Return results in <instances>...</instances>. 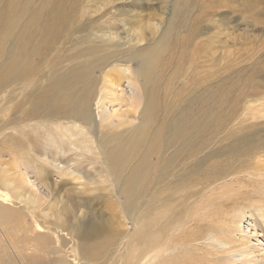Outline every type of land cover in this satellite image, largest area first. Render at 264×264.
Segmentation results:
<instances>
[{"label": "rangeland", "instance_id": "1", "mask_svg": "<svg viewBox=\"0 0 264 264\" xmlns=\"http://www.w3.org/2000/svg\"><path fill=\"white\" fill-rule=\"evenodd\" d=\"M99 1L0 0L3 19L0 24V190L14 196L7 202L0 201V205L8 207V212L18 209L17 213L28 215L25 221L30 226L36 220L54 239V249L36 245L43 253L36 252L24 242L23 233H18V224L0 221V264H56L58 257L69 264H124L127 236L134 230L125 211L131 207L129 202L133 204L135 201L129 200L124 193L123 181L115 180L105 164L106 153L114 147L118 138L133 141L132 136L145 122L146 116L154 115L148 120L151 124L148 140L140 144L136 151L124 145L123 150L129 159L124 173L128 175L146 154L147 171L149 163L153 164L161 154L159 166L164 167L166 173L165 159L173 157L175 166L168 169H175L182 158L194 156L195 149L213 147L227 154L230 144L241 139V133L245 131L241 118L255 113L249 107L253 104V107H259V102L264 105V0H188L191 11L185 17L193 21L202 16L195 24L200 31L196 42L213 45V51L191 49L186 58L176 57L172 64L169 53L160 56L164 62L168 61L169 66L164 67V73L154 69L161 74L158 81L159 110L154 113L142 102L133 112L135 118L131 114L129 121L123 125L116 117L109 124L112 109L121 106L122 111H127L131 108L124 102L111 106L109 101H105L109 108V115L105 118L97 108L100 89L105 86L104 75L108 74L107 80L112 79V73H117L119 69L114 68L115 61L106 65V57H109L107 61L115 56L112 54H119L116 58H129L138 83L143 88L146 82L149 85L144 75L135 73L150 71L138 51L146 52L158 46V38L174 17L179 0H115L111 12L99 23L113 16L109 20L114 22L116 29L119 27L118 32H131L126 29L131 26L142 32L137 30L135 32L140 34L132 33L129 42L120 40L121 53L112 52V44L103 47L88 44L85 40L91 29L88 28L89 20L104 16ZM125 10L128 12L121 15L120 12ZM60 15L66 21L64 26L69 29L66 28V32L50 42L54 36L48 33V29L55 25V21L58 23ZM191 21L187 20L188 24L180 28L181 34L187 33ZM140 36L144 42L136 44L134 38ZM172 42L176 43L175 38ZM73 74L75 79L85 75L79 88L90 91L91 97L82 93L80 96L85 112L81 111L82 105L72 107L74 111L66 109L54 98V89L49 90L53 92L49 99L40 97L51 84L54 87L62 83L72 85ZM157 74L152 76L158 77ZM88 99H91L89 106H84ZM107 99L110 100L111 96ZM234 116L237 118L234 119ZM72 122H76L78 128ZM262 122L264 120L261 119L249 121L246 126L259 123L253 127L263 129ZM44 123L50 125L45 129L55 128L56 124L83 130L89 140L88 147L84 150L73 148L66 154L53 153L54 149L43 137L44 134L35 136L32 133L33 128H39ZM233 124L238 125L235 140L233 137L228 139V131ZM62 139L65 140L66 136ZM188 147L185 155L176 152H185ZM81 153L84 156L78 160ZM68 157L77 159V162L65 165L64 158ZM19 173L35 182L36 192L43 196L41 208L37 209L34 203L28 201L30 194L27 188L20 186L17 180ZM76 175L81 179L74 180L72 177ZM146 179L145 187L153 189L156 184L154 173ZM88 193H91L90 196ZM82 197L91 199H88V205L79 207L81 212L86 216L93 213L91 218L96 219V226L88 230L93 234L100 222L106 226L101 235L94 234L85 242L78 241L75 233L71 235L68 232L71 228L62 231L54 224L55 214L64 208L73 211ZM50 205L55 206L58 212L51 210ZM33 211L34 215H38L37 219L32 218ZM6 218L0 216V220ZM10 220L21 222L14 216ZM245 222L243 228L247 230ZM251 222V229L255 228L259 232L257 235H263V231L260 233L264 226L262 221L258 223L252 219ZM259 239L260 245H264V236ZM62 241L66 246L62 245ZM260 254L263 258L264 250Z\"/></svg>", "mask_w": 264, "mask_h": 264}, {"label": "bare ground", "instance_id": "2", "mask_svg": "<svg viewBox=\"0 0 264 264\" xmlns=\"http://www.w3.org/2000/svg\"><path fill=\"white\" fill-rule=\"evenodd\" d=\"M187 1L179 0V3L175 6L174 17L169 21L166 30L158 38V46L146 52L138 51L140 52V57L145 61L144 64L150 67V71L147 72L145 70V73L144 71L142 72L143 74L135 72L137 75L140 74L146 77L149 85L146 82L145 88L138 83L137 78L134 76L129 58H116L119 54H112L115 56L110 61H107L109 57H106V65L115 61L114 68L119 67V69L117 73L116 71L114 72L115 74L112 73L114 76L112 79L109 78L107 80L106 78L109 76L106 75L108 74L104 75L105 86H102L100 89L101 97L97 102V108L104 114V118L109 115L108 104L105 101H109L108 103L111 106L112 104H114L113 106H118L119 103L124 102L131 108L127 111H122L121 106L112 109L111 115L108 117H111L109 124H111V119L116 117L123 125L126 124L131 114H133V118L136 117L134 113L142 102L145 108L149 107L154 113L157 111L160 105L158 81L161 74H157L155 70H158V72L160 70V72L164 73V67L169 66L168 61L164 62V59L160 56L169 53L171 60L169 62L172 64L174 63L172 61H175L176 57L178 59L186 58L191 49H213V45L210 46L196 42L197 37L200 36V31H198V25L195 24L200 22V17L202 16L196 17L193 21H191L192 19H187L185 15L191 11V7L187 5ZM99 4L101 9L104 10V16L89 20L88 28L91 29L88 30L85 40L88 44L92 43L103 47L112 44L110 46L112 52L117 53L122 46L120 40L129 42L128 38H130L129 36L132 33L137 30L140 33L142 32L139 28L136 30L133 26L130 29L126 28L127 30H131V32H118L117 29L119 27L116 29L113 26L114 22L109 20L113 16L103 20L102 24L99 23L105 15L111 12L110 9L115 4V0H100ZM127 12L128 10L121 11L120 14L124 15ZM114 16L116 17V15ZM187 20H190L191 24L188 25L187 33L181 34L180 28L188 24ZM2 21L3 19L0 15V24ZM57 21L58 23L55 21V25H52L48 29V33L54 36L50 42H54L53 40L66 32V28H68L64 26L66 21H64L62 15L59 16ZM126 32L130 33L127 36H123L127 34ZM135 33L136 35L138 34L137 32ZM142 36L134 38L136 44L144 42V36ZM61 38L63 37L61 36ZM174 38L175 44L172 42ZM206 41L208 40L206 39ZM208 43L210 44V41ZM153 74H157L158 77H155V75L153 77ZM84 77L85 75L82 74L75 79V74H73L71 79L72 85L65 86V83H62L55 84L54 87L51 84L40 97L49 99L53 96L51 94L53 92H49V90L54 89V98H57L58 102L62 103L64 107L66 106V109L71 110L72 107H78L82 105L80 97L82 94L91 97L88 89H79ZM121 79L125 80L126 83L121 81ZM28 80H26V84ZM107 96H111V99L108 100ZM130 96L133 97L130 99ZM90 100L88 99L84 106H89ZM258 104L259 107H253L254 104L249 107V109L253 108L252 111L255 113L241 118V124L245 128V131L241 133V139L238 141L234 139V136L238 132L235 129L238 125H234L236 122L233 124L232 129L228 131V139L233 137L235 141L230 144L227 154H224L223 150L213 149V147L198 151L195 149L194 156L182 158L175 169H168L175 164L174 158L165 159L164 166H166V173L164 172V167L160 168L159 166L161 154L158 156L157 161H154L153 164L149 163L148 171L145 162V157L148 154H146L142 160H139L138 164L131 168L128 175L124 173L129 164L128 155L123 150L124 145L130 147L131 151H136L140 144L147 141L150 136L148 129L151 127L148 120L152 119L154 115L152 117L146 116L145 122L141 123V127L132 136L133 141H125L122 137L118 138L114 147L106 153L105 164L115 180L123 181L124 193L129 197V200L135 201L133 204L129 202L131 207L125 211L130 222L133 223L134 230L127 236V254H125L124 264H264V257L262 258L260 254V251L264 250V245H260L261 240L259 239L261 236H264V127H262L263 129L259 128V126L253 127L257 123L246 126V123L249 121L264 120V105L261 102ZM80 108H82L81 111L85 112L83 105ZM86 110L89 109L86 108ZM151 114L153 113L151 112ZM236 118L237 116H234V119ZM76 119L73 118L72 120ZM68 120H71V118H68ZM72 123H74L73 126L75 128H78L76 122ZM262 123L264 124V122ZM45 126L50 125L44 123L39 128H33L32 133L35 136H43L44 134L43 137H46L48 143L54 149L52 152L57 155L61 152L66 154L72 151L73 148L84 150L88 147L89 140L84 135L83 130L75 129L73 126L63 127L56 124L55 128L51 126L45 129ZM65 136L66 139L63 140L62 138H65ZM188 151L189 147L185 152L179 150L176 152L185 155ZM162 154H164V151ZM225 155L226 157L221 159ZM82 156L84 154L81 153L78 160H81ZM64 161L65 165H72L71 162L74 161L76 163L77 159L68 157L64 158ZM153 173L156 183L154 188L145 187L148 180L146 178L150 177ZM17 177L18 182L21 184L20 186L28 189L30 194L27 197L28 201L34 203L37 209L41 208L42 205L40 204L43 196L36 192L35 182L30 181L28 177H24L21 173ZM72 178L74 180L81 179L78 175ZM90 194L88 193V196ZM12 197L14 198L13 195L0 190V201L7 202ZM87 198L91 199V197ZM88 199L84 197L80 198L73 211L64 208L58 212L55 206L50 205L51 210L58 212L55 214L54 221L56 228H61L62 231L71 228L68 232L71 235L75 233L77 240L84 242L88 241V238L94 234L101 235L106 226L100 222L99 227H96L97 231H93L92 234L88 229L96 226L94 223L96 219L91 218L93 213L90 216H86V213L81 212L79 208L83 205H88L90 203ZM17 210L11 209L8 212V207L0 205V214H2L0 216L3 218L7 217L0 221L6 224L10 223V225L18 224V233H23L24 242L31 245L29 249L42 253L43 251L37 246L47 249L52 247L54 249L53 235L45 233L36 220L34 221V225L30 226L25 221L28 215L17 213ZM13 216L15 219H20L21 222L18 223L17 221L14 223L13 219L10 220ZM245 216L248 218L245 219ZM33 217L34 219L38 217V215H34V211L32 212ZM252 219L258 223L262 221L263 230L260 233L263 231V235H257L259 232L255 228L251 229ZM244 221L247 222L245 226L247 230L243 228L245 225ZM70 222L73 223L70 224ZM30 237L34 238L31 239ZM62 245L66 246V243L62 241ZM60 249L62 250V248ZM56 264L69 263L67 260L58 257Z\"/></svg>", "mask_w": 264, "mask_h": 264}]
</instances>
